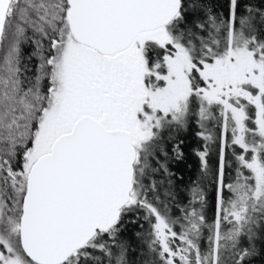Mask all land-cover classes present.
I'll return each instance as SVG.
<instances>
[{
  "label": "snow or ice",
  "instance_id": "1",
  "mask_svg": "<svg viewBox=\"0 0 264 264\" xmlns=\"http://www.w3.org/2000/svg\"><path fill=\"white\" fill-rule=\"evenodd\" d=\"M190 122L203 176L219 148L211 221L202 182L177 201L163 147ZM258 257L264 0H0V264Z\"/></svg>",
  "mask_w": 264,
  "mask_h": 264
},
{
  "label": "trees",
  "instance_id": "2",
  "mask_svg": "<svg viewBox=\"0 0 264 264\" xmlns=\"http://www.w3.org/2000/svg\"><path fill=\"white\" fill-rule=\"evenodd\" d=\"M219 11L227 15L228 0H215ZM242 2H248V0H242ZM256 2V0H254ZM199 131L198 126L194 122H190L187 129L173 133L172 139L169 138L164 142L163 147L169 152V167L176 175L173 177V186L176 192V199L180 203H187L190 198V188L199 182L203 183L206 189L208 197V207L206 214L209 221L214 218L215 215V185L212 183L215 170L218 166L219 160V148L217 144L210 145L209 162L211 172L207 176L202 175V169L198 151L203 150L205 141L199 138L196 133ZM183 140L181 148L184 153V158L181 161H175L171 159L172 146L176 141ZM137 229L135 227L129 228L126 236L132 241L133 245H137L139 241L132 236V233ZM256 264H264V258H257Z\"/></svg>",
  "mask_w": 264,
  "mask_h": 264
},
{
  "label": "rangeland",
  "instance_id": "3",
  "mask_svg": "<svg viewBox=\"0 0 264 264\" xmlns=\"http://www.w3.org/2000/svg\"><path fill=\"white\" fill-rule=\"evenodd\" d=\"M173 133H174V132H173ZM173 133L171 134V136H170L169 138H171V139H172V137H173ZM169 138H168V139H169Z\"/></svg>",
  "mask_w": 264,
  "mask_h": 264
}]
</instances>
